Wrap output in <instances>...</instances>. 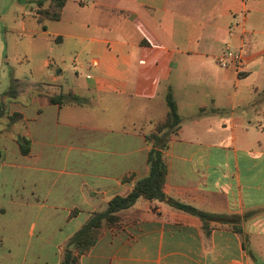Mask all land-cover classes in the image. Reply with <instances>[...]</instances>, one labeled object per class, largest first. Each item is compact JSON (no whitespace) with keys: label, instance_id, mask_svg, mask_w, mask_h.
Wrapping results in <instances>:
<instances>
[{"label":"crops","instance_id":"1","mask_svg":"<svg viewBox=\"0 0 264 264\" xmlns=\"http://www.w3.org/2000/svg\"><path fill=\"white\" fill-rule=\"evenodd\" d=\"M38 25L57 45L43 61L54 76L14 78L0 109V264H61L85 223L148 176L145 136L168 92L181 123L163 153L166 200L264 209V0H67ZM226 45L242 49L239 72L217 65ZM121 214L132 223L104 229L78 264H264V212L207 238L165 202Z\"/></svg>","mask_w":264,"mask_h":264},{"label":"trees","instance_id":"2","mask_svg":"<svg viewBox=\"0 0 264 264\" xmlns=\"http://www.w3.org/2000/svg\"><path fill=\"white\" fill-rule=\"evenodd\" d=\"M67 0H40L36 3L34 18L38 24L46 21L57 22L60 20L62 10ZM47 3V5H45ZM18 81H12V87ZM72 100L76 97L72 96ZM66 102V96H46L45 103L48 105L61 106ZM167 113L165 119L155 126L153 133L145 136L146 143L150 146L147 154V164L149 174L146 178L137 181L133 189L125 196L114 197L107 205L105 211L95 213L75 235L73 243L75 245L76 255L68 251L61 264H78L79 257L89 252L96 243L104 229L120 228L121 226L131 224L132 221L125 219L121 214L130 209L139 200L165 202L168 206L197 217L202 223V233L208 237L211 231L210 224L230 226L233 231L240 233L238 225L248 219L264 212V209H255L244 213L242 216L227 214H211L197 210L191 206L179 203L172 199H167L163 192L167 175V166L164 160V151L168 147L171 135L176 134L181 123V117L178 114L177 106L171 94L168 92L165 97ZM19 114L10 117V121L19 118ZM25 151L22 150V153Z\"/></svg>","mask_w":264,"mask_h":264},{"label":"rangeland","instance_id":"3","mask_svg":"<svg viewBox=\"0 0 264 264\" xmlns=\"http://www.w3.org/2000/svg\"><path fill=\"white\" fill-rule=\"evenodd\" d=\"M38 0H0V109L4 113L12 96L18 94L19 83L12 87L14 78L30 76L35 83L54 76V65L43 68V61L52 59L57 45L34 18ZM37 33H34V31ZM53 49V50H52ZM56 63V61H55ZM49 75L48 77H45ZM65 78L70 81L69 72ZM0 117L2 115L0 114ZM71 252H76L75 245Z\"/></svg>","mask_w":264,"mask_h":264},{"label":"built area","instance_id":"4","mask_svg":"<svg viewBox=\"0 0 264 264\" xmlns=\"http://www.w3.org/2000/svg\"><path fill=\"white\" fill-rule=\"evenodd\" d=\"M216 62L222 69H232L239 72L244 66L242 49L226 45L224 52L217 58Z\"/></svg>","mask_w":264,"mask_h":264},{"label":"water","instance_id":"5","mask_svg":"<svg viewBox=\"0 0 264 264\" xmlns=\"http://www.w3.org/2000/svg\"><path fill=\"white\" fill-rule=\"evenodd\" d=\"M72 246H73V244H72Z\"/></svg>","mask_w":264,"mask_h":264}]
</instances>
